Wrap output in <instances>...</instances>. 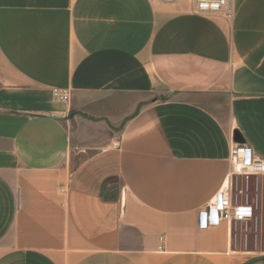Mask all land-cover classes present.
<instances>
[{
    "label": "crops",
    "instance_id": "crops-1",
    "mask_svg": "<svg viewBox=\"0 0 264 264\" xmlns=\"http://www.w3.org/2000/svg\"><path fill=\"white\" fill-rule=\"evenodd\" d=\"M230 9L0 0V264H264L198 225L264 160V0Z\"/></svg>",
    "mask_w": 264,
    "mask_h": 264
},
{
    "label": "built area",
    "instance_id": "built-area-1",
    "mask_svg": "<svg viewBox=\"0 0 264 264\" xmlns=\"http://www.w3.org/2000/svg\"><path fill=\"white\" fill-rule=\"evenodd\" d=\"M194 11L204 14L222 13L232 17L230 0H193ZM53 98L69 100L67 89L53 87ZM230 168L220 190L199 212L198 225L225 221L229 238L237 252L264 253V160L250 149L233 143L229 154Z\"/></svg>",
    "mask_w": 264,
    "mask_h": 264
},
{
    "label": "water",
    "instance_id": "water-1",
    "mask_svg": "<svg viewBox=\"0 0 264 264\" xmlns=\"http://www.w3.org/2000/svg\"><path fill=\"white\" fill-rule=\"evenodd\" d=\"M234 139H235V140H239V138L237 137V135L234 136Z\"/></svg>",
    "mask_w": 264,
    "mask_h": 264
}]
</instances>
